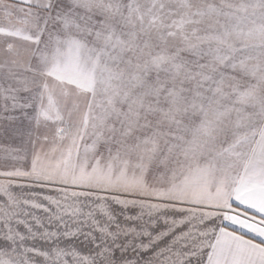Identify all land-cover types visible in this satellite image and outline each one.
<instances>
[{
    "label": "snow or ice",
    "instance_id": "obj_1",
    "mask_svg": "<svg viewBox=\"0 0 264 264\" xmlns=\"http://www.w3.org/2000/svg\"><path fill=\"white\" fill-rule=\"evenodd\" d=\"M0 264H264V0H0Z\"/></svg>",
    "mask_w": 264,
    "mask_h": 264
}]
</instances>
